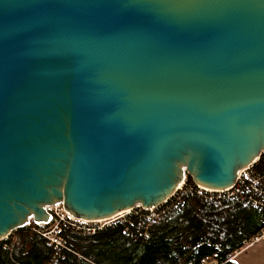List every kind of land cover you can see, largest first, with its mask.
Here are the masks:
<instances>
[{
  "label": "water",
  "instance_id": "1",
  "mask_svg": "<svg viewBox=\"0 0 264 264\" xmlns=\"http://www.w3.org/2000/svg\"><path fill=\"white\" fill-rule=\"evenodd\" d=\"M264 151V0H0V239L107 219Z\"/></svg>",
  "mask_w": 264,
  "mask_h": 264
},
{
  "label": "trees",
  "instance_id": "2",
  "mask_svg": "<svg viewBox=\"0 0 264 264\" xmlns=\"http://www.w3.org/2000/svg\"><path fill=\"white\" fill-rule=\"evenodd\" d=\"M183 184L194 186L189 175ZM263 225L261 210L187 190L158 205L150 219L128 215L126 222L117 220L93 233L64 227L63 250L30 226L17 228L0 241V264H232L233 253ZM11 235L17 239L10 251L2 242H10Z\"/></svg>",
  "mask_w": 264,
  "mask_h": 264
},
{
  "label": "built area",
  "instance_id": "3",
  "mask_svg": "<svg viewBox=\"0 0 264 264\" xmlns=\"http://www.w3.org/2000/svg\"><path fill=\"white\" fill-rule=\"evenodd\" d=\"M183 182L168 199L178 197L183 192L190 190L201 194V196L207 199L221 198L235 200L242 205H250L261 210L264 214V151H262L252 162L238 169L234 183L224 189H207L198 186L195 183L194 186H184ZM155 208L156 207L143 208L136 205L131 209L120 212L107 219L85 220L69 215L64 210L62 203H57L48 207L52 216L49 223L36 226L29 223L26 226H30L34 232L46 238L55 249L63 250L67 249L65 239L61 235V230L64 227H68L77 232L93 233L105 226L112 225L117 220L126 222L128 215H144L147 219H150L155 214ZM9 235L0 239V241L8 239ZM262 236H264V225L252 237L251 241L258 240ZM15 241L16 238H12L10 241L11 243L9 241L2 242V247H11L10 244H13ZM251 241L245 243V245L247 246ZM11 249L12 248H8L10 251ZM217 264H227V260H223Z\"/></svg>",
  "mask_w": 264,
  "mask_h": 264
},
{
  "label": "crops",
  "instance_id": "4",
  "mask_svg": "<svg viewBox=\"0 0 264 264\" xmlns=\"http://www.w3.org/2000/svg\"><path fill=\"white\" fill-rule=\"evenodd\" d=\"M10 238H16V235H11ZM230 261L232 264H264V236L235 251Z\"/></svg>",
  "mask_w": 264,
  "mask_h": 264
}]
</instances>
